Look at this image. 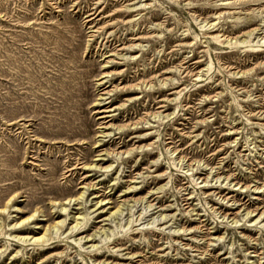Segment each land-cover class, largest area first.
Returning a JSON list of instances; mask_svg holds the SVG:
<instances>
[{"label":"rangeland","instance_id":"rangeland-1","mask_svg":"<svg viewBox=\"0 0 264 264\" xmlns=\"http://www.w3.org/2000/svg\"><path fill=\"white\" fill-rule=\"evenodd\" d=\"M0 264H264V0H0Z\"/></svg>","mask_w":264,"mask_h":264},{"label":"bare ground","instance_id":"bare-ground-1","mask_svg":"<svg viewBox=\"0 0 264 264\" xmlns=\"http://www.w3.org/2000/svg\"><path fill=\"white\" fill-rule=\"evenodd\" d=\"M147 83H148V82H147ZM161 107H162V106H161ZM103 116H104V115H103ZM106 116H108V115H106ZM87 188H88V187H87ZM101 202H102V201H101ZM101 207H102V206H101ZM63 209H64V208H63ZM63 209H62V210H63ZM25 220H26V219H25ZM60 222H61V220H60ZM75 226H77V225H75ZM31 238H32V237H30L29 239L26 238V239H23V240H30ZM40 239L43 240V237H40V236L37 237V238L34 237V240H33V241H39Z\"/></svg>","mask_w":264,"mask_h":264}]
</instances>
